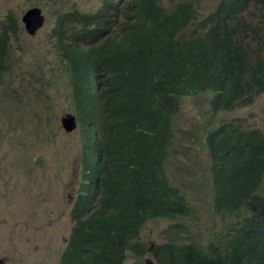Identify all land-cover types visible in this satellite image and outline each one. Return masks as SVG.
<instances>
[{"label":"trees","instance_id":"16d2710c","mask_svg":"<svg viewBox=\"0 0 264 264\" xmlns=\"http://www.w3.org/2000/svg\"><path fill=\"white\" fill-rule=\"evenodd\" d=\"M16 31L13 16L0 25V76ZM52 35L83 145L59 264H124L127 251L145 254L148 220L191 212L165 169L180 98L207 93L211 112L230 111L264 91V0H219L201 18L189 0H103L58 15ZM205 131L216 237L171 238L152 255L156 264H264V133L230 122Z\"/></svg>","mask_w":264,"mask_h":264},{"label":"rangeland","instance_id":"374dc122","mask_svg":"<svg viewBox=\"0 0 264 264\" xmlns=\"http://www.w3.org/2000/svg\"><path fill=\"white\" fill-rule=\"evenodd\" d=\"M170 8L180 0H161ZM219 0H193L200 18ZM103 0H0V25L12 15L8 70L0 76V264H59L72 228L69 211L82 175L80 129L68 132L62 118H77L72 107L70 71L55 47L52 27L57 11L76 6L92 12ZM37 6L45 16L33 36L21 16ZM209 94L180 98L172 119L174 140L165 163L172 185L186 197L191 212L174 219L148 220L140 238L145 254L127 251L124 264H156L153 249L171 238L183 242L199 235L214 239L212 179L209 156L200 144L213 125L230 122L264 133V91L250 105L212 111ZM180 223L184 230L167 231Z\"/></svg>","mask_w":264,"mask_h":264},{"label":"water","instance_id":"95a60500","mask_svg":"<svg viewBox=\"0 0 264 264\" xmlns=\"http://www.w3.org/2000/svg\"><path fill=\"white\" fill-rule=\"evenodd\" d=\"M24 23V28L29 35H33L43 25L44 16L41 10L37 7L28 9L21 18ZM62 124L64 128L71 131L75 127V120L72 116L62 118Z\"/></svg>","mask_w":264,"mask_h":264},{"label":"clouds","instance_id":"9594fccd","mask_svg":"<svg viewBox=\"0 0 264 264\" xmlns=\"http://www.w3.org/2000/svg\"><path fill=\"white\" fill-rule=\"evenodd\" d=\"M189 1H191L192 2V4H193V0H189ZM33 7H37V6H33ZM32 8V7H31ZM37 8H39V7H37ZM73 8H77L76 6H72V7H70V8H67V9H60V10H58L57 11V15H56V18H57V16L58 15H60V14H62V13H64V12H66V11H69V10H71V9H73ZM30 9V8H29ZM40 9V8H39ZM78 9V8H77ZM41 10V9H40ZM26 12V11H25ZM41 13H42V11H41ZM24 15V14H23ZM22 15V16H23ZM42 15L44 16V14L42 13ZM22 16H21V18H22ZM12 18V15H8L7 16V22L10 20ZM44 21H45V16H44ZM6 22V23H7ZM21 22H22V20H21ZM22 24H23V27H24V23L22 22ZM43 25H44V22H43ZM43 25L36 31V33L43 27ZM53 28V27H52ZM24 30H25V28H24ZM26 31V30H25ZM27 33V32H26ZM35 33V34H36ZM28 34V33H27ZM35 34H33V35H35ZM14 35V34H13ZM29 35V34H28ZM33 35H29V36H33ZM51 35H52V33H51ZM52 37H53V35H52ZM54 38V37H53ZM11 43V42H10ZM56 47V46H55ZM57 49V48H56ZM63 57V56H62ZM64 59V58H63ZM65 61V60H64ZM66 62V61H65ZM67 67V66H66ZM74 120H75V127H74V129L73 130H71L72 132L76 129V128H79V122H78V120H77V118H75L74 117ZM80 129V128H79ZM71 131H68V132H71ZM81 137V136H80ZM81 158H82V156H81ZM82 164H83V161H82ZM209 170H210V166H209ZM211 173V172H210ZM211 179H212V177H211ZM80 183H81V181H80ZM80 183H79V186H80ZM79 186H78V189H79ZM175 186V185H174ZM77 189V191H79ZM79 193V192H78ZM77 193V194H78ZM76 194V195H77ZM76 195H75V197H76ZM75 199V198H74ZM73 202H74V200H73ZM73 204V203H72ZM72 207V206H71ZM70 210H71V208H70ZM69 217H70V211H69ZM71 219V218H70ZM69 238V237H68ZM68 241V240H67ZM67 244V243H66ZM66 246V245H65Z\"/></svg>","mask_w":264,"mask_h":264},{"label":"bare ground","instance_id":"6f19581e","mask_svg":"<svg viewBox=\"0 0 264 264\" xmlns=\"http://www.w3.org/2000/svg\"><path fill=\"white\" fill-rule=\"evenodd\" d=\"M264 170V169H263ZM258 174V173H257ZM263 174V173H262ZM260 176H261V174H260ZM264 180V179H263ZM177 187V186H176ZM240 213V212H239ZM240 214H242V213H240Z\"/></svg>","mask_w":264,"mask_h":264}]
</instances>
